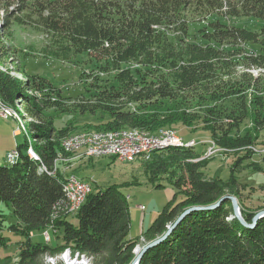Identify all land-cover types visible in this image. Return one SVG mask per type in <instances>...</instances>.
Returning a JSON list of instances; mask_svg holds the SVG:
<instances>
[{
  "label": "trees",
  "instance_id": "16d2710c",
  "mask_svg": "<svg viewBox=\"0 0 264 264\" xmlns=\"http://www.w3.org/2000/svg\"><path fill=\"white\" fill-rule=\"evenodd\" d=\"M240 17L264 20V0H0V97L15 108L23 100L36 139L31 147L26 133L16 159L0 164V203L16 219L7 227L23 235L16 263L1 255L10 239L4 235L8 215L0 208V264H40L45 254L67 248L92 257V264H131L141 237L152 242L187 208L210 205L215 207L189 213L138 264H264V215L254 223L264 200L248 203L251 191L245 194L237 174L245 166L263 171L252 159L259 157L254 146L264 128V75L252 69L264 68V23L251 30L222 20ZM192 22L202 24L194 39ZM14 26L44 36L41 48L24 51L26 59H84L95 66L79 100L68 103L53 79L16 63ZM239 65L245 68L237 73ZM72 111L100 113L87 127L93 130L204 129L222 153L235 155L231 175L208 177L211 157H203L198 145L167 146L151 153L145 171L159 187L161 174L175 167L174 178L166 177L175 194L139 237L130 236L128 197L116 185L93 189L69 213L64 184L74 172L63 161L54 167L68 155L63 140L79 127L69 120L57 128L55 116ZM229 195L253 226L235 215L231 200L221 201ZM50 225L61 242L34 239L35 231Z\"/></svg>",
  "mask_w": 264,
  "mask_h": 264
},
{
  "label": "rangeland",
  "instance_id": "374dc122",
  "mask_svg": "<svg viewBox=\"0 0 264 264\" xmlns=\"http://www.w3.org/2000/svg\"><path fill=\"white\" fill-rule=\"evenodd\" d=\"M222 20L224 22H229L230 24L232 23L245 25L251 30L260 29V25L264 23V20L256 19V21H250L249 19L242 17L230 18L229 20H227L226 18H222ZM201 25V23L192 22L190 27L191 38L194 39V33L196 29ZM13 28L15 29V36L13 38L14 41L12 42V45L19 49V52H17L15 56L17 58L16 63L26 65L27 69L32 73H40L44 76L46 75L50 79H53L56 85L62 89V94L67 97V99L65 100H68V103L72 104L79 100L83 96L82 94L85 91V85H88L94 79L88 77V73H92V69H94L95 73H97L95 66L91 63H88L84 59H76L74 62H62L52 59L47 60L42 58L41 56L26 59L25 57H23L24 51H30V46L32 45L35 46V48H41L44 43V36L42 34L34 32L30 28L16 26H14ZM9 66L10 68H13L14 64H10ZM0 67L3 69L5 68L4 65ZM244 68V65H239L236 69V72L239 73ZM252 71L255 75H264V68H254L252 69ZM82 73L84 76H82ZM100 76H102V78L108 77L103 73H100ZM20 113L21 116H24L21 111ZM99 117L100 113L97 115H92L81 114L80 112L74 111L64 112L58 115L56 114L55 124L57 128L67 124L69 120L75 121L74 124H77L79 129L76 132L72 133L70 136L74 135L78 138L80 137L79 139L83 141L81 144L85 145L80 146V144V147L75 145L72 151H65L68 153V155L57 161V164L54 167V171H56L57 169L58 162L63 161L65 165H63V167L68 169V172H74V175L84 177L82 179L88 181L92 185V189L94 190L105 188L109 185H116L117 187H119L128 197V203L131 213L130 236L139 237L141 233L152 224V222L155 220L158 213L164 208V206L172 200L175 194V188L173 184L168 179H166V177L174 178V174L178 172V170L175 167H171V169H168V172L161 174V177L163 178V185L156 187V184L150 181L149 176L147 175L149 172L146 173L145 171V166L147 165L148 160L151 159V156H136L132 160L124 161L118 159L116 156L99 155L96 153L92 154L93 152H91L89 149L92 143L88 142H91L90 140L96 138L97 134L98 136H100L106 133L104 132L106 131V129L93 130L87 127L90 126L89 124L98 122L100 120ZM23 118H26L24 119V123L27 128L26 131L29 136V143L32 147V143L36 141V139H34L32 135V127L30 122L32 119L30 116H24ZM13 120L16 121L15 129L17 130L21 126V123L19 122V120ZM247 123L249 124L248 121ZM80 127H84L85 129H80ZM162 128H167L159 130V132L162 131L161 133L164 134L168 132L170 133V131L172 130L178 133V135L180 134L179 136L183 138L197 139L198 143L200 144L197 147L198 150L207 151L206 154L203 155V157H211L206 168L204 169L208 177L219 175L223 178H228L231 175V164L235 155L231 153L225 155L224 153H222L223 149L215 146V143L211 140L208 131L201 128L198 130H194L190 127H186L184 129H174L169 127ZM124 130L126 129L124 128ZM139 131L150 135L148 131ZM258 133L260 134V138L258 140L259 144L254 146V149L255 152L258 153L257 155L259 157L255 156L252 160L258 161V164L261 166L263 171H255L252 169L253 166H245L241 169L240 172H237L240 182L246 183L247 185L246 189L244 190L245 194H248V192L251 191V195L248 197L247 202L252 206H256L261 203L262 200H264V188L261 187V185L264 184V128L261 130V133L260 131H258ZM27 134L21 128L19 136L21 142L25 140ZM203 142H205L206 144H201ZM209 148H212L213 151L208 152ZM13 151L14 150H12L11 152ZM252 160H247L245 164L252 162ZM5 162H8L7 157ZM251 186H254V188H250ZM180 197L181 195H179L178 200L180 199ZM140 205H144L145 209L142 210ZM0 208L8 215V218L5 222L4 235L9 237L10 239L9 245L2 249L1 255H12V261H15L16 263L18 260L19 245L20 241L23 239V235L15 233L9 227H7L9 224L15 222L16 220L15 216L13 215L12 208L8 207L5 202L0 203ZM73 222H77V220L73 218ZM46 230H49V234L51 236V241L48 243L55 244L62 241L61 238H58V235L55 234L52 227L46 228L44 232ZM44 232L42 233L40 231H35L33 234L34 239L46 241L43 236ZM147 244L148 242L145 241L143 237H141V242L137 245V247L143 248ZM91 258H88V256L84 254H72V251L67 248L63 252L55 255L45 254L42 257L40 264H68L69 261L74 260L78 261L80 264H90Z\"/></svg>",
  "mask_w": 264,
  "mask_h": 264
},
{
  "label": "bare ground",
  "instance_id": "6f19581e",
  "mask_svg": "<svg viewBox=\"0 0 264 264\" xmlns=\"http://www.w3.org/2000/svg\"><path fill=\"white\" fill-rule=\"evenodd\" d=\"M0 105H1V109L5 110V113H9V119L13 118V119L19 120V122L21 123V126L16 130V133H20L21 128L25 131V133H27V131H26L27 128H26V125L24 123V119H26V118H23V117L24 116L29 117V115L26 113L23 100H18L17 104H16V108H15V107H11V106L7 105L2 100V98L0 97ZM18 105H19V107H18ZM20 111L24 114V116L20 115L21 114ZM139 130L138 129H126V130L120 129V130L104 131L106 133H104L103 135H100V136H98V134H97L98 137L96 136V138H94L93 140H90L91 142H88V143H92V145L90 146L89 149L91 152H93L92 154L96 153L99 155H111V156H116L120 160L129 161V160L134 159L136 156L150 157L151 153L154 150L164 148L167 146H176V147H180V148H192V147L199 145V143H195L193 140L160 141V143H158V144H151L149 149L144 150V153H134L132 155L123 156V154H119V152L125 151V144H115V146H112V145H108L106 143V142H128L129 138H136L138 140H155V139H159V137L178 135V133H176L175 131H172V130L170 131V133L168 132L166 134L161 133L162 132L161 131L159 133L150 134V135L145 134ZM17 131H19V132H17ZM157 134H159V135H157ZM79 138L77 136H74V135L67 137L63 143L65 150L68 152L72 151L74 149L75 145L74 146H67V145H72V143H75V142H78V145H76V146H79L83 142ZM179 138H183V137L179 136ZM83 145H85V144H81L80 146H83ZM29 154L32 155L34 158H37V155L35 154V152L32 148L29 149ZM16 157H17V152L15 150L11 153L12 159H10L8 161V163H12L16 159ZM85 184L87 187L92 188V186L89 182L85 181ZM64 191H65V194H66L68 202H69V204H68L69 206L67 205L68 206L67 211L69 213H74L76 211V204H77V191H81L80 178L77 177L76 175L69 176L68 180L64 184ZM88 194H89V190H82L81 191V194H80L81 204H83L85 202ZM68 264H80V263L78 261L74 260V261H69Z\"/></svg>",
  "mask_w": 264,
  "mask_h": 264
},
{
  "label": "built area",
  "instance_id": "2783aa9c",
  "mask_svg": "<svg viewBox=\"0 0 264 264\" xmlns=\"http://www.w3.org/2000/svg\"><path fill=\"white\" fill-rule=\"evenodd\" d=\"M0 117L4 119H9V113H5V110L1 109L0 105ZM16 133V132H15ZM170 140H179V141H184V140H193L195 143L197 142V139L195 138H179V135H174V136H165V137H159V139L155 140H138L136 138H129L128 142H106L108 145L115 146V144H125V151L124 152H119V154L125 155H132L134 153H144L145 149H149L151 144H158L160 141H170ZM78 145V142L72 143V145H67V146H74ZM213 151L212 148L208 149V152ZM207 152V151H206ZM11 158V152L7 154V160L9 161ZM80 183H81V191L82 190H89V193L93 190L91 187H87L85 184V180L80 177ZM81 191H77V204H76V213L82 206L80 202V194ZM65 204V203H64ZM61 205V204H59ZM141 209L144 210L145 206L140 205ZM73 213V214H74ZM52 225H50V228ZM44 239H46V242L51 241V236L49 234V230H46L43 234Z\"/></svg>",
  "mask_w": 264,
  "mask_h": 264
},
{
  "label": "water",
  "instance_id": "95a60500",
  "mask_svg": "<svg viewBox=\"0 0 264 264\" xmlns=\"http://www.w3.org/2000/svg\"><path fill=\"white\" fill-rule=\"evenodd\" d=\"M225 199L227 200H231L232 201V204H233V208H234V212H235V215L241 220V222L245 225H249V226H253L254 223L264 215V210H261L259 211L255 217H254V223L253 224H248L243 215H242V212H241V207L239 205V201H238V198L234 195H229L225 198H223L221 201H224ZM215 207V205H210L208 207H200V206H197V207H190V208H187L184 212H182V214L177 218V220L168 227V230L166 231L165 234H163L162 236L158 237L157 239H155L154 241L152 242H148L147 245H145L143 248H139V247H136L135 248V253H136V256L135 258L133 259V261L131 262V264H138L139 261L141 260L143 254L149 249L150 246H152L153 244L155 243H158L160 242L162 239H164L174 228L175 226L181 221L183 220L189 213H191L193 210H201V209H211Z\"/></svg>",
  "mask_w": 264,
  "mask_h": 264
},
{
  "label": "crops",
  "instance_id": "0c3cea01",
  "mask_svg": "<svg viewBox=\"0 0 264 264\" xmlns=\"http://www.w3.org/2000/svg\"><path fill=\"white\" fill-rule=\"evenodd\" d=\"M15 127V120L0 117V163H6L7 154L12 150L15 151L18 144L21 143L20 133H15Z\"/></svg>",
  "mask_w": 264,
  "mask_h": 264
}]
</instances>
